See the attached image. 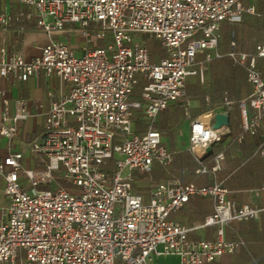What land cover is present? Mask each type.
Masks as SVG:
<instances>
[{
    "label": "built area",
    "instance_id": "obj_1",
    "mask_svg": "<svg viewBox=\"0 0 264 264\" xmlns=\"http://www.w3.org/2000/svg\"><path fill=\"white\" fill-rule=\"evenodd\" d=\"M245 12L255 13L254 3L19 0L20 31L31 24L48 37L30 59L11 50L14 15L0 14V74L24 83L43 73L50 84L59 82L47 93L44 131L30 141L19 139L21 124L32 116L29 102L17 97L11 115L9 100L2 99L0 134L20 145L12 144L0 160L8 200L0 264H149L163 255L177 256L180 264H209L247 246L242 238L228 239L226 226L264 219V186L249 190L253 200L231 197L215 179L227 168L225 151L214 150L226 145L225 137L242 142L264 130V42L254 52L230 42L231 62L245 70L252 87L239 103L237 134L231 119L214 127L219 112L235 110L227 93L219 106L193 117L187 92L189 78L206 84L207 64L222 56V23L241 22ZM143 34L164 53L153 59ZM210 101L206 96V105ZM174 108L187 116L194 172L213 182L149 178L155 162L167 166L176 159L157 128L160 113ZM209 147L213 153L198 159ZM257 152L264 156V139ZM148 179V188L138 186ZM195 196L212 199L214 211L194 225L170 218ZM204 227L216 228L214 239L192 237Z\"/></svg>",
    "mask_w": 264,
    "mask_h": 264
},
{
    "label": "trees",
    "instance_id": "obj_2",
    "mask_svg": "<svg viewBox=\"0 0 264 264\" xmlns=\"http://www.w3.org/2000/svg\"><path fill=\"white\" fill-rule=\"evenodd\" d=\"M245 2L248 4L251 0H245ZM254 7L255 13L245 12L242 21L234 23L237 26V30L233 32V35H229V45L233 38L238 49L254 52L256 45L259 42H264V0H256ZM14 17L15 19L13 21H17L18 24V21L21 20L16 19V16ZM152 42L153 44L150 43L151 46H149L153 55L152 58L155 59L157 56L162 55L164 51L156 40ZM260 64L264 73V60H261ZM208 70L210 77L208 76L207 78V86L200 84L199 77L197 76H191L195 78H189L190 80L187 84L188 95L193 99L200 100L202 104V107L196 111L194 116L204 113L207 108H212L220 104L224 94L227 93L228 97L235 101L236 112L235 117L231 120V129L234 134H237L240 131L239 103L252 92V87L247 80L246 72L242 67L233 65L229 55L226 54L213 58L208 63ZM192 79H196V81L192 82ZM208 95L211 101L209 105H206V96ZM183 120V112L179 108L162 111L159 115L157 128L169 137L170 148L175 149L176 144V132L173 129L180 125ZM263 133L264 130L260 131L257 135L248 134L242 142L230 141L226 148L217 147L214 150L215 153L220 150H224L226 153L229 168L225 171L217 172V175L219 180H224L225 186L230 190L235 191L264 185V156L257 152L258 145L264 139ZM228 148H232L234 152L239 154L235 156L234 161H230V150ZM173 149L172 151H174ZM179 163H182L184 167L186 166L192 169L198 167V163L194 160V155L186 150L182 158L174 163L172 168L168 171L158 172L155 176L156 180L159 181L163 178L178 176L177 165ZM61 184L68 186L65 183H55L54 186ZM200 198V196H195L190 201L193 200L198 206L201 203ZM260 232L261 229L253 221L244 224H233L229 228L230 237L241 235L251 241L256 240L254 243L258 242ZM209 264L220 263L214 262Z\"/></svg>",
    "mask_w": 264,
    "mask_h": 264
},
{
    "label": "crops",
    "instance_id": "obj_3",
    "mask_svg": "<svg viewBox=\"0 0 264 264\" xmlns=\"http://www.w3.org/2000/svg\"><path fill=\"white\" fill-rule=\"evenodd\" d=\"M255 1L256 0H251L252 3H254ZM3 11H8V12L12 13L14 16H16L19 13V0H0V14ZM18 22L19 23L17 24V21H13L12 26L9 30L8 39L10 42L11 50L21 51L27 59H30L31 57H34L37 55H40L42 52V47L47 43V40H48L46 33L43 32L42 30H39V29L33 27V25H31V24L28 25V28L26 31L22 32V31H20L21 21H18ZM1 42H2V36H1V31H0V44H1ZM189 80H188V82H189ZM199 81H200V78H199ZM200 84H202V83L200 82ZM58 85H59L58 79H54L53 81H51V84H50L43 73H39L38 75L31 77L27 82H24V83H22V82L20 83L19 81L14 79L12 75H10L8 77H4L0 74V113L2 110V99L3 98H7L9 100L10 114L11 115L14 114V108H15L14 101L17 97H21V98L26 99L29 102L30 107H31L32 116L25 123H22L20 126V135H19L20 140L30 141V140L34 139L35 137H37L38 135H40L44 131V114L49 109L47 93L51 87L56 89V88H58ZM202 85L207 86V81H206V84H202ZM191 100L193 101V108L195 106L198 107V105H195V103L197 102V99L196 100L191 99ZM220 104H218L217 106H219ZM217 106H214L212 108H215ZM174 109H176V108H174ZM198 109H199V107H198ZM171 110H173V109H171ZM180 110H182V109H180ZM182 112H183V116H184V120H185L184 123H187V116L185 115L183 110H182ZM194 117H196V116H194ZM230 119L232 120L233 117L231 118V116H230ZM240 119H241V116H240ZM164 136H165V139L167 141L166 143L168 144V146L170 148L169 137L167 135H164ZM225 138L228 139V142L235 141V140H229L228 137H225ZM20 140H17L18 146L20 145V143H19ZM17 141H13L10 138L2 136L0 134V160L4 159L8 155L10 148H11V145L15 144ZM218 147L226 148V145L225 146H218ZM216 148L217 147H215V149ZM170 149L172 150L173 148H170ZM184 149L185 148L181 149L177 145V141H176L175 149H173L175 151V156H176L174 163H176L179 159H181L180 154H182V153L184 154V151H186V150L190 151L188 148L185 150ZM236 155L238 156L239 154L237 152H234L233 156L230 155V158H231L230 161L235 160L233 158H235ZM194 160L196 161L195 157H194ZM227 160H228V158L226 156L227 168L222 170V171H225L229 168V164H228ZM23 163H25V165H27L29 163V161L24 159ZM174 163H172L171 165H173ZM196 163H197V161H196ZM181 169H182V171H181V175H180ZM185 169L191 170V172H190L191 178H192L191 180H188L187 178H185ZM194 170L195 169H192L189 167L183 168V166H181L177 171V173L179 175L176 177H171V178H178L179 177V178H184L188 182L192 181V182H196L198 184H207V183L213 182L214 178L216 177L215 179L217 181L223 182V184H224V180H219L217 174L215 177L212 178L211 175L209 176V175L196 174L194 172ZM163 179H169V178H163ZM138 186L142 189H145V188H148L150 185H149L148 181H145V182L139 183ZM260 186H264V185H260ZM260 186L249 187V188H245V189H238L235 191L231 190V197H233L239 201H242V202L247 201V200H249V201L253 200V197H252L251 193L249 192V190L260 187ZM4 188H5V178L2 174H0V221L4 218L5 208L8 205V200H7V197L5 195ZM200 201H201V203H199L198 206L196 205V203L193 200L186 203L185 206L181 208V209H185V214H183L179 218H173V219L171 218V219L174 221L184 223V224H189V225H194L195 223L203 221L207 215L211 214L214 211V204H213L212 199H210L209 197H207V198L201 197ZM250 222H252V221H250ZM253 222H255L257 224V226L259 227V229H261V232L263 231L262 233H264V219L260 220V221H253ZM233 224H244V223H232V224H229L228 226H226V237L228 239L242 238L245 240V237H243L241 235H236V236L230 237L229 228H231V226ZM215 231H216L215 227L199 228V229H196L195 232H193L192 237L214 239L215 238ZM261 232H260V234H261ZM247 246L245 248H247ZM233 255L234 254L224 255L220 260L215 261V262L220 263V264H228L229 262H231V258ZM163 256L175 257L177 259L176 264H180L179 258L177 256H173V255H163ZM160 257H162V256L156 257L151 262V264H159V258ZM226 258H228V260ZM225 261H226V263H225ZM163 264H175V262L172 263V262H168V261L166 262L165 261Z\"/></svg>",
    "mask_w": 264,
    "mask_h": 264
},
{
    "label": "rangeland",
    "instance_id": "obj_4",
    "mask_svg": "<svg viewBox=\"0 0 264 264\" xmlns=\"http://www.w3.org/2000/svg\"><path fill=\"white\" fill-rule=\"evenodd\" d=\"M223 28H222V37L220 39V43H219V48L220 51L223 55H228L231 51L230 49V45H229V35H233V32L237 30V26L234 23H229V22H223L222 23ZM143 37L147 40H149V45L150 43L153 44V38L152 36L148 35V34H143ZM158 42V41H157ZM159 43V42H158ZM151 46V45H150ZM241 50V49H240ZM245 51V50H243ZM250 52V51H247ZM156 59V58H155ZM201 59V57H200ZM205 77L206 79L209 76V70H208V64H207V70L205 71ZM210 77V76H209ZM191 78H195V77H190ZM196 81V79H192V82ZM207 81V80H206ZM193 99V98H191ZM196 100V99H195ZM200 101V100H199ZM197 99V102L195 103V105H198L199 108L202 107V104H200V102ZM198 107H194L192 109V116L194 117L196 111L198 110ZM207 108V107H206ZM235 112H236V106H235V110L231 113V118L235 117ZM138 116H143L142 112H138L137 113ZM185 120H183V122L181 123V125L176 126L173 130L176 132V138H175V142L177 141V145L182 149L188 148L189 145V140H188V124L184 123ZM224 143H226V147L227 145H229L228 139L225 138ZM184 149V150H185ZM229 149V148H228ZM230 150V155H234V150L231 148ZM182 154H180L181 158H182ZM235 159V158H233ZM234 161V160H233ZM182 163H179L177 165V168L179 169ZM173 165H162L159 162H155L154 163V170L153 172L149 175V178H151L152 180H156L155 176L158 172H164V171H168L170 168H172ZM184 168V166H183ZM185 168H187L185 166ZM181 171L180 170V175H181ZM191 170H187L185 169V178H187L188 180H191ZM179 175V174H178ZM153 177V178H152ZM149 181V179L147 180ZM183 214H185V209H180L177 212H174L171 214L170 218H179L180 216H182ZM263 232V231H262ZM260 234V237L258 238V242L254 243L256 240L251 241L250 239H246L247 242V248H244L240 253H236L232 256L231 258V262H229L228 264H264V233ZM22 258H25V253L21 254ZM228 260V258H226ZM177 262V259L175 257L172 256H162L159 258V264H163L164 262ZM226 263V261H225ZM151 264V262L149 263Z\"/></svg>",
    "mask_w": 264,
    "mask_h": 264
},
{
    "label": "water",
    "instance_id": "obj_5",
    "mask_svg": "<svg viewBox=\"0 0 264 264\" xmlns=\"http://www.w3.org/2000/svg\"><path fill=\"white\" fill-rule=\"evenodd\" d=\"M230 120L229 112H219L214 118V127H220L224 122H228ZM207 153H203L198 155V159L203 160L208 157V155L213 153V148L209 147Z\"/></svg>",
    "mask_w": 264,
    "mask_h": 264
},
{
    "label": "bare ground",
    "instance_id": "obj_6",
    "mask_svg": "<svg viewBox=\"0 0 264 264\" xmlns=\"http://www.w3.org/2000/svg\"><path fill=\"white\" fill-rule=\"evenodd\" d=\"M197 151L199 152V153H201L202 151L200 150V148H197Z\"/></svg>",
    "mask_w": 264,
    "mask_h": 264
}]
</instances>
